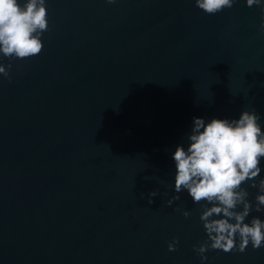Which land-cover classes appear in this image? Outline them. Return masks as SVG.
Masks as SVG:
<instances>
[{"label": "water", "instance_id": "obj_1", "mask_svg": "<svg viewBox=\"0 0 264 264\" xmlns=\"http://www.w3.org/2000/svg\"><path fill=\"white\" fill-rule=\"evenodd\" d=\"M46 8L41 52L0 56L11 64L0 76V264H200L198 204L183 192L165 203L170 152L193 116L248 109L264 124L258 7L234 0L206 14L193 0H47ZM247 190L253 200L256 189ZM205 255L210 264H264V247Z\"/></svg>", "mask_w": 264, "mask_h": 264}, {"label": "clouds", "instance_id": "obj_2", "mask_svg": "<svg viewBox=\"0 0 264 264\" xmlns=\"http://www.w3.org/2000/svg\"><path fill=\"white\" fill-rule=\"evenodd\" d=\"M114 4L116 0H105ZM206 14L232 7L234 0H193ZM259 9V30L264 32V0H243ZM47 0H0V56L29 58L41 52L42 33L47 30ZM11 64L0 63V76L9 78ZM172 205L183 192L198 204V219L205 238L194 244L200 264H210L208 250L243 253L264 247V124L259 113L243 109L234 118L193 116L188 132L170 152ZM247 185V187L245 186ZM248 188L256 195L249 200ZM142 195H144L142 193ZM158 195L147 193L148 203ZM184 217L189 211L182 210ZM176 237L167 243L173 251Z\"/></svg>", "mask_w": 264, "mask_h": 264}]
</instances>
